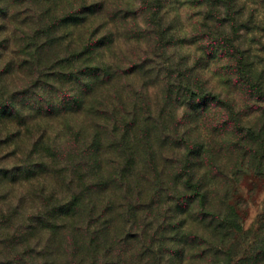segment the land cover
Masks as SVG:
<instances>
[{
    "label": "trees",
    "instance_id": "obj_1",
    "mask_svg": "<svg viewBox=\"0 0 264 264\" xmlns=\"http://www.w3.org/2000/svg\"><path fill=\"white\" fill-rule=\"evenodd\" d=\"M114 1L0 0V74L20 79V99L28 100L20 111L9 99V113L3 117L27 127L21 116L27 111L40 120L51 118V134L63 132L56 138L50 134L49 144L36 143V166L23 165L11 174L0 170L5 185L48 178L56 182L48 187L47 206L34 224L0 239V264H181L185 258L179 260L182 256L173 247L168 252L173 258L165 260L164 249L174 244L181 250L216 248L231 228L240 229L232 206L225 212L211 208L204 185L225 164L259 175L264 106L250 114L218 95L177 91L174 102H182L184 118L188 121L195 113L193 123L201 117L211 120L224 143L191 139L187 130L176 139L175 129L171 136L173 130L164 126L174 127L171 111L161 122L156 118H163L164 111L159 117L152 114L142 91L115 86L120 73L104 53H111L115 30L129 15ZM233 1L211 0L218 18L228 5L234 7ZM219 46L225 49V44ZM32 87L37 94L29 95ZM251 88L244 91L258 100L261 94ZM45 133L43 129L40 139ZM61 192L68 195L63 200ZM169 222L179 238L167 240ZM194 224L214 240L187 238ZM259 262L264 264V255L255 264Z\"/></svg>",
    "mask_w": 264,
    "mask_h": 264
},
{
    "label": "rangeland",
    "instance_id": "obj_2",
    "mask_svg": "<svg viewBox=\"0 0 264 264\" xmlns=\"http://www.w3.org/2000/svg\"><path fill=\"white\" fill-rule=\"evenodd\" d=\"M114 4L122 11L127 9L129 15L125 24L115 30L111 53H104L106 60L120 73L115 86L142 91L152 114L159 117L164 111L163 118H156L161 122L168 120L167 114L171 111L174 127L164 123L165 130H173L169 133L171 136L175 129L178 132L173 136L175 138L187 130L191 139L224 143L212 128L211 120L204 122L201 117V121L198 119L193 123L195 113L191 115V121L184 118L182 102H174L177 91L184 94L192 89L202 95H218L238 111L250 114L257 106H264V0L233 1L234 7L228 5L227 13L221 14L222 25L218 7H212L211 0H115ZM219 43L225 44V49H221ZM124 71L130 73L124 76ZM22 84L20 79L0 74V170L8 173L14 168L33 163L36 166L40 162V148H35L36 143L49 144L46 141L53 124L51 118L40 120L27 111L21 115L25 126L29 123L27 127L5 120L3 114L8 112L10 100L13 99L12 104L20 111L22 103L28 102L20 99ZM251 87L261 94L258 100L244 91ZM28 91L32 95L39 90L32 87ZM167 91L172 99L166 98ZM43 129L46 133L40 139ZM51 135L56 138L63 132ZM232 165L225 164L214 178L209 175L204 191L209 192L213 210L225 212L227 205L234 208L240 229L231 228L223 237L225 242L221 245L218 242L216 248L199 246L181 250L177 244L170 245L164 249L165 260L173 258L168 254L172 252L171 247L173 252H178L174 253L176 256H182L179 260L185 258L181 264H255L264 255V159L258 163L257 167L262 171L256 176L247 168L235 171ZM55 183L48 178L43 183L5 185L0 177V239L7 233L19 234L21 227L34 224L33 218L47 206L44 204H47L48 187ZM67 196L61 192L59 198L63 200ZM166 207L162 215L166 214ZM195 214L198 216L197 211ZM172 215L171 211L168 216L172 218ZM4 220L5 229H2ZM207 223L211 224L212 220L208 219ZM227 223L230 224V220ZM169 227L167 240L179 238L172 231L173 223ZM191 228L186 233L187 238L197 242L214 240L210 233L200 231L197 224ZM1 257L3 254L0 253ZM173 264H179V261Z\"/></svg>",
    "mask_w": 264,
    "mask_h": 264
}]
</instances>
